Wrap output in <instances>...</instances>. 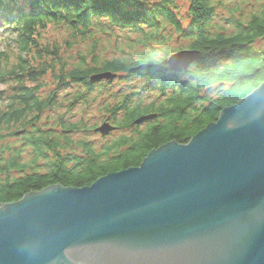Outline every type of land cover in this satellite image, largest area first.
<instances>
[{
  "label": "trees",
  "instance_id": "16d2710c",
  "mask_svg": "<svg viewBox=\"0 0 264 264\" xmlns=\"http://www.w3.org/2000/svg\"><path fill=\"white\" fill-rule=\"evenodd\" d=\"M175 2L0 0V206L53 185L87 187L138 167L152 150L187 144L264 83V46H255L264 42V0L258 13L246 17L239 8L241 18L230 15L231 33L213 23L221 0H187L184 17ZM103 42L113 52L138 49L105 58ZM183 49L199 51L201 59L174 73L168 58ZM108 71L142 82L139 91L110 95L104 104L118 130L130 131L97 151L87 139L73 140L83 127L71 113L77 104L86 108L96 88L111 86L90 83ZM46 84L54 88L47 95ZM152 89L163 101L144 104L143 93ZM57 109L65 111L54 113L53 123L43 119ZM147 115L156 118L135 124Z\"/></svg>",
  "mask_w": 264,
  "mask_h": 264
},
{
  "label": "water",
  "instance_id": "95a60500",
  "mask_svg": "<svg viewBox=\"0 0 264 264\" xmlns=\"http://www.w3.org/2000/svg\"><path fill=\"white\" fill-rule=\"evenodd\" d=\"M200 58L177 52L168 66L182 73ZM0 264H264V83L138 167L0 206Z\"/></svg>",
  "mask_w": 264,
  "mask_h": 264
},
{
  "label": "rangeland",
  "instance_id": "374dc122",
  "mask_svg": "<svg viewBox=\"0 0 264 264\" xmlns=\"http://www.w3.org/2000/svg\"><path fill=\"white\" fill-rule=\"evenodd\" d=\"M262 1L263 0H221L222 5L219 6L221 8L218 9V16L213 21V23L217 27L216 29H220V28L225 29L226 32L231 33L232 32L231 26L227 20V19H230V15L232 18L234 15L238 18H241V14H243V11H244V14L246 17H248L252 13H258V10L261 9L260 3ZM175 3L179 7L180 15L182 17H184L187 14L188 6H189L187 4V0H176ZM239 8H241V9L243 8V11L240 12ZM179 10H178V12H179ZM231 12H232V14H231ZM117 33L125 34L122 31H117ZM0 36H1V34H0ZM50 36H55V35L50 34ZM178 42H179V39H178L177 43ZM182 42H183V44L186 43L184 41H182ZM103 45L107 48V50L105 51V54H106V56H104L105 58L115 57L118 59H122L123 56H125V55L130 56V55H132V53L134 51H136L138 49V48H136L132 51H128L126 48L127 46L126 47L121 46L120 50L113 52L111 50H108L109 47H112V46H110L111 45L110 43L103 42ZM118 46H120V45L118 44ZM255 46H256V48L260 49L264 46V42L258 41V43ZM187 50H190V49H183V50H180L177 52H182V51H187ZM191 51H197V50H191ZM177 52H175V53H177ZM197 52H199V51H197ZM175 53H173V54H175ZM169 58H168V60H169ZM168 68H169V66H168ZM108 72H110V71H108ZM172 72H174V71H172ZM100 73H105V72H100ZM111 73L116 74V78L112 82H110L109 80H102L98 83L92 84V85H98V84H101L103 82H107L111 86L109 88H106L105 90H100V89L96 88L91 93V95L89 96L87 107L84 108L82 105L77 104L73 108V113H71V114L75 115L74 116L75 119L82 120V127H83L82 128L83 133L73 135L72 136L73 140L76 141L77 139L78 140L87 139V140L91 141L96 146L97 151H100L101 148L103 147V145L105 144V142H107L108 140L120 137L119 133H121V131L122 132H129L130 131V130L124 131L121 129H120L121 131L118 130L117 126L114 125L113 122L106 115V111L104 109V104L109 101L110 95H117V94H119V92H125V93L127 92V93L131 94L130 92H132L134 90L139 91L140 90V83L142 82L139 80H133V81L127 82V81L122 79L123 74H118V73H113V72H111ZM174 73H179V72H174ZM97 74H99V73H97ZM46 85H48V86L45 90L46 91L45 95H47L50 91L54 90L53 86H51L50 84H46ZM1 89H3V86L0 85V90ZM68 91L71 92V88L69 90H65L64 92L63 91L60 92L58 95L62 96L63 94H66V93L68 94ZM143 94H144L143 95V97H144L143 103L147 104V105H150L152 103L162 102L164 99V98H161L162 95L160 94V92L157 91V89H152V91H149V92L145 91ZM61 98L62 97L56 98V101L54 103L62 102ZM132 100H135L134 97L132 98ZM63 111H65V110L57 109L56 111L54 110L50 114L45 113L44 115H42V117H43V119L48 118L49 119L48 122L53 123L55 121L54 120V115H55L54 113L60 114ZM70 116H71L70 114L67 115V117H70ZM155 118H153V119H155ZM153 119H151V120H153ZM72 121H73V118H72ZM136 121H135L136 125H141L144 123L143 122L141 124H137ZM105 123H109L114 127V130L109 132V134L106 136L102 135L99 131H97V129L102 127Z\"/></svg>",
  "mask_w": 264,
  "mask_h": 264
},
{
  "label": "bare ground",
  "instance_id": "6f19581e",
  "mask_svg": "<svg viewBox=\"0 0 264 264\" xmlns=\"http://www.w3.org/2000/svg\"><path fill=\"white\" fill-rule=\"evenodd\" d=\"M193 65H194V64H193ZM193 65H192V66H193ZM190 67H191V66H190ZM190 67H189V68H190ZM170 71H171V70H170Z\"/></svg>",
  "mask_w": 264,
  "mask_h": 264
}]
</instances>
